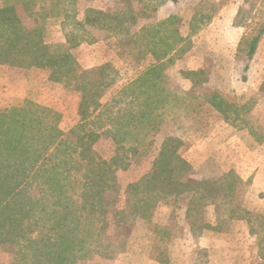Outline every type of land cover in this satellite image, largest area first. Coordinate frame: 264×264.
I'll use <instances>...</instances> for the list:
<instances>
[{
  "label": "rangeland",
  "instance_id": "obj_1",
  "mask_svg": "<svg viewBox=\"0 0 264 264\" xmlns=\"http://www.w3.org/2000/svg\"><path fill=\"white\" fill-rule=\"evenodd\" d=\"M13 1L3 0L1 8ZM20 1L24 0L16 2ZM34 4L40 15L57 8L55 14L51 10L45 19L38 15L47 45L66 46L81 71L109 64L108 76L115 80L95 103H90L88 115L82 120L79 111L84 92L70 75H56L59 81L47 68L0 64V114L10 115L13 109L27 111L33 104L57 114L53 118L61 132L59 139L67 140L68 150L57 155L52 163L74 175L67 179L65 174L62 181L74 208L80 209L75 200L85 198L87 167L80 163V137L91 132L101 135L91 151L98 157L97 163L106 162L102 166L112 176L109 183L115 189H107L108 208L113 214L120 211L126 215L109 219L107 226L118 227L119 234L109 230L98 236L87 233L86 227L91 229L99 218L86 215L84 225L74 237L78 245L83 241V250L78 246L73 256L67 255L70 261L63 260L64 263L264 264V37L252 58L250 71L245 70V55L238 52L235 58L233 54L236 42L227 21V16L235 15L233 28L246 26L247 36H253L264 25V0H181L168 8L163 6V0H36ZM231 4L239 10L232 9ZM93 12L103 16L92 15ZM17 13L27 28L37 27L34 18L21 6ZM205 14L215 21L208 26L210 20L193 37L192 28L200 25L201 15ZM194 15L196 20H192ZM219 18L223 23L218 22ZM88 20L93 24L88 25ZM144 25L148 31L143 33L140 29ZM178 29L179 33H174ZM218 35L225 38L219 39ZM130 39L133 43H129ZM172 45L178 50L173 62L168 61L169 89L163 101L166 93L161 96L148 91L149 82L142 80V75L156 64L151 51L162 55ZM138 48L145 57L137 53ZM195 61L204 66V72L194 77L197 85L193 87L180 71L190 68ZM259 82L263 87L255 90ZM211 91L237 105L240 117L232 112L229 124L220 123L221 115L205 105ZM147 95H154L156 107L160 105L152 119L154 129L162 131L153 130L152 145L141 146L134 155L135 142L131 137L135 132L129 123L143 110L142 101ZM211 125V133L206 138L200 136ZM26 133L38 134L32 129ZM167 135L183 142L179 152L190 164L184 178L190 188L161 199L145 217H134L130 207L136 198L129 187L150 171ZM37 138L31 136L30 143L33 149L40 150L46 140ZM228 178L238 185L232 187ZM202 182H210L218 189L217 198L213 200L211 194L193 205ZM23 193L28 198L34 195L31 187ZM50 211L42 212L48 214L43 215L46 219L35 226L37 233L29 236L38 239L42 229L48 231L47 238H39L38 243L29 247L27 236H7L8 243H0V264H60L61 247H54L49 239L55 223ZM72 214L76 215L74 209ZM2 230L6 234L9 227ZM96 240L103 245L97 246Z\"/></svg>",
  "mask_w": 264,
  "mask_h": 264
},
{
  "label": "trees",
  "instance_id": "obj_2",
  "mask_svg": "<svg viewBox=\"0 0 264 264\" xmlns=\"http://www.w3.org/2000/svg\"><path fill=\"white\" fill-rule=\"evenodd\" d=\"M16 1L14 0L13 4L0 8V64L28 68H47L51 71L54 78L56 75H59V77L70 75L73 80L77 81V88L84 92L79 111L82 120H84L86 115H88L90 103H95V100L102 95V92L115 83L112 75L108 76L107 73L111 66L107 64L81 71L79 67L77 68L76 60L66 46H51L44 42V28L38 20V15L45 19L51 13V10L55 14L57 8H51L45 11L43 15H40L34 4L36 0H24L20 1V3ZM180 1L163 0V3L172 2L177 4ZM17 5L21 6L28 16L34 18L37 27L29 29L23 24L17 13V8L19 7ZM92 15L103 16L101 12H93ZM201 17L199 20L200 25L196 28L191 27L192 33H196L202 26L212 20V16L209 14L201 15ZM192 20H196L195 15ZM87 23L88 25L93 24L90 20ZM147 31L148 26L146 25L140 29V32L143 33ZM174 33L178 34L179 29L175 30ZM253 34V36H246L241 41L238 49L239 53L245 55L247 62L254 57L259 42L264 37V25ZM129 43H133V40L130 39ZM135 50L139 55H142L141 57H145L140 48ZM176 50L175 45H172L162 55L151 51V54L157 59V64L152 65L142 75V80L149 82L147 84L148 91L160 93L161 96L166 93L163 101L168 96L167 86L169 81L166 72L168 61L163 60L171 53L176 52ZM172 62L173 60L171 59L170 63ZM202 73L203 71H197L188 75L195 82L194 77L201 76ZM98 76H101V78ZM57 80L60 81V78ZM211 92L205 100L208 110L219 113L222 119L227 122H230L232 112L237 114V118L240 117L239 112L241 109L237 105L234 104L233 106L218 92ZM153 96L147 95L144 100L145 103L142 101V104L145 105L143 110L139 112L138 117L132 115V117L136 118L134 120L132 118L129 123L134 127L133 131L135 132L131 137L133 142H135L134 155L139 153L141 146L153 143L150 139L153 130L156 133L162 131L153 127L152 117L160 107V105L156 107L157 102L154 101ZM33 106H28L27 111H25L26 109H13L10 115L0 114V119L6 117L5 120L0 122V243H8L10 239L7 236H15L17 233L22 236L18 237V239H23L27 236L29 247L34 243H38L40 239H46L48 231L42 229H39L40 239H34L29 236L37 233L35 226L42 219H46L43 215L47 216L48 214H43L42 212L49 209L52 210L49 212L51 219H54L55 222L52 227L53 234L49 239L51 243H54V247H61L58 258H61L60 264H66L64 261L67 263L70 261V257H67L68 254L73 256L72 252L78 246H81L80 248L83 250V241H79L81 245H78L74 237L80 231V227L84 225V221L87 219L86 215L91 216V218L96 216L99 218L92 224L91 229L88 230L86 227L87 233L98 236L109 230L114 235L119 234L118 227L107 226L109 219L110 217L117 218L116 215L124 217L126 214L120 211L113 214L109 211L106 192L107 189L110 191L111 189L114 190L115 187L109 183V179H112L110 170L102 166L106 162L97 163L98 157L92 154L91 146L101 136L96 132L80 137V145L83 147L80 163L82 166L87 167V173L84 176L86 181L83 184L85 189L83 195L85 198L84 200L80 198V201L75 200L77 203H74L80 209L74 208L73 203L69 202L68 195H65L67 193L66 185L62 183L66 179L65 174H67V179L69 178L68 176L73 177L74 175L64 171V168H61L58 164L52 163L57 155L59 156L60 153L64 155L65 151L68 150V147H66L67 140H64V138L59 139L62 137L61 132L53 118V115L57 116V114L41 105L33 104ZM160 116H163V113ZM29 129L37 130L38 133L31 136L38 137L37 139L43 137L46 140L42 149L35 150L31 147V136L26 133ZM114 137L117 138L115 135ZM117 142L120 143V141ZM162 142L159 155L153 161L150 171L138 183L129 187L130 193L136 198L133 206L130 207L134 217H145L146 213L154 208L161 199L183 193L184 190L190 188V185L184 181L187 172L190 170V164L179 152L183 142L177 137H171L170 135H167ZM63 144L64 149L61 148ZM88 150L90 151L89 153H87ZM75 176L77 178V175ZM228 180L232 183V187L238 185L237 181H232L229 178ZM200 185L202 186L197 187L198 192L195 194L196 198L193 199V205L201 203L204 198L210 197L211 194H214L213 200H216L218 189H215L210 182H202ZM30 187L34 192V197L29 196L30 198H28L23 192L28 191ZM35 194L40 195L35 196ZM51 196L53 197L52 199ZM129 200H133L131 196ZM217 208L220 209V206H217ZM73 209L76 212L75 216L72 214ZM50 215L48 216L49 218ZM6 226L9 227V230L4 234L1 230ZM96 241L97 246L103 245L99 244V240Z\"/></svg>",
  "mask_w": 264,
  "mask_h": 264
},
{
  "label": "crops",
  "instance_id": "obj_3",
  "mask_svg": "<svg viewBox=\"0 0 264 264\" xmlns=\"http://www.w3.org/2000/svg\"><path fill=\"white\" fill-rule=\"evenodd\" d=\"M3 0H0V8L2 7V2ZM2 2V3H1ZM174 4L172 3V2H165L164 4H163V6L165 7V8H168V7H170V6H173ZM228 9H229V7H227ZM231 8L232 9H237V10H239V7L237 6H235L234 4H231ZM233 18L235 19V15H232V16H227V21H228V23H229V27L231 28V30L232 31H230L231 33H232V38H233V41H235L236 42V44H234V47H233V49H234V52H233V54H234V56H235V58L237 57V54H238V49H239V45H240V43H241V41L247 36V28H246V26H242V27H239V28H233V27H235V25H234V20H233ZM212 21H215V20H211V22H209V23H211V24H206V25H208V26H211L212 24H213V22ZM226 21V22H227ZM218 22L220 23H223L221 20H220V18H219V20H218ZM225 25H226V23H224ZM182 31V30H181ZM180 31V32H181ZM199 31V30H198ZM198 31L196 32V33H192V35H195V36H193V37H196L197 36V34H198ZM182 35V34H181ZM183 36V35H182ZM219 36V39L220 38H222V37H224L225 38V35H218ZM184 39H183V37H182V39L180 40V42L181 41H183ZM181 48H182V46H181ZM232 48V47H231ZM178 50V49H177ZM176 50V51H177ZM190 53V52H189ZM189 53H188V51H187V55H189ZM175 56V52H173V53H171L170 55H168L166 58H165V60H163V61H170L171 59H173V57ZM151 57H154V56H152V54H151ZM192 57V56H191ZM254 59V58H253ZM253 59H251L249 62H247L246 60H245V63H244V69L246 70V68H248V70L250 71V69H251V63L253 62ZM198 62L199 61H195V62H191V67H190V65H188L190 68H186V69H184V70H181L180 72H181V77H184V75H186V77H187V79L186 78H182V79H186L187 81H189V83H190V85L191 86H193V87H195L197 84H195V82L192 80V78L190 77V76H188V74L190 75V73H192V72H197V71H203V69H204V66L203 65H198ZM155 63L157 64V59H156V61H155ZM98 66H100V65H98ZM204 72V71H203ZM258 85V88L256 89V87H255V90H261V87H263V83L262 82H259V83H257ZM212 112V111H211ZM216 117V116H215ZM220 119H219V121H220V123H227V124H229V122H227V121H225V120H223L222 119V117H219ZM214 127H213V125H211L209 128H205L204 129V132L203 133H201V135L200 136H204L205 138L207 137V135L209 134V133H211V131H212V129H213ZM202 141V140H201ZM206 143V141H204V144ZM189 162V161H188Z\"/></svg>",
  "mask_w": 264,
  "mask_h": 264
}]
</instances>
